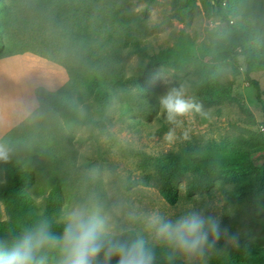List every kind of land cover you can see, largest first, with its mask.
<instances>
[{
    "label": "trees",
    "instance_id": "16d2710c",
    "mask_svg": "<svg viewBox=\"0 0 264 264\" xmlns=\"http://www.w3.org/2000/svg\"><path fill=\"white\" fill-rule=\"evenodd\" d=\"M119 1L120 4L117 0H0V60L33 53L64 67L69 77L65 86L55 92L38 87L35 93L39 108L6 136L24 128L36 117L42 119L55 111L71 126H93L101 130L117 110L122 122L133 117L147 121L154 115L150 110L153 112L156 108L148 83L160 70L190 69L193 74L190 87L197 98L229 100L235 82L221 79L219 68L226 63L237 66L243 58L245 76L262 96L259 82L251 75L256 68L264 70V52L258 49L264 42V0L247 1L249 15L255 22L246 20L237 25L230 23L232 11L225 0L213 1L212 17L218 25L217 32L228 35L227 42L208 46L182 30L172 46L160 50L146 39L140 22L127 11L125 0ZM196 6L197 0H172L171 16L185 22ZM16 23L29 27L27 32L37 26L39 33L35 35L40 47L25 48L18 41L17 33L11 32ZM11 44L18 47L9 51L7 47ZM124 52L136 59L134 68L129 66L133 69L131 73ZM82 86L85 92L76 101ZM81 106L85 107V113L80 110ZM93 111L97 113L94 116ZM47 157L37 150L29 165L12 153L6 160L0 159V200L9 217L0 220V240H11L40 218L52 221L55 231L61 230L65 214L74 206L67 179L60 171L65 166L63 159H58L60 156H54L56 168L50 184L46 186L42 182V174L53 164L50 163L52 156ZM139 157L141 170L154 173L161 196L171 206L181 199L179 182L182 179L188 178L185 197L191 199L196 193H211L216 180L223 176L258 169L259 184L240 187L235 195L240 204L249 202L255 208L254 227L244 232L238 245L223 238L217 245L225 255L219 264H264V168H257L255 161L258 157L264 159V149L252 150L239 141L236 145L212 141L204 145L189 143L178 153L159 156L144 153ZM60 166L63 168L59 170ZM128 234L138 235L135 230ZM154 250L156 264H191L178 254L169 259L170 250L163 246L156 245ZM58 260L56 253H47L45 264L58 263Z\"/></svg>",
    "mask_w": 264,
    "mask_h": 264
},
{
    "label": "rangeland",
    "instance_id": "374dc122",
    "mask_svg": "<svg viewBox=\"0 0 264 264\" xmlns=\"http://www.w3.org/2000/svg\"><path fill=\"white\" fill-rule=\"evenodd\" d=\"M213 1L197 0L194 12L185 22L172 18V0H125V3L127 11L140 22L146 39L156 50H160L172 46L182 30L195 37L198 43L208 46L227 42L228 35H219L217 32L218 25L212 17ZM247 1L225 0L232 11L229 19L232 25L246 20L255 22L249 15ZM28 28L16 23L11 32L17 33L18 41L24 43L25 48L40 47V41L35 35L39 33V28L34 26L27 32ZM262 43L263 46L259 44L258 49L264 52ZM17 47L11 44L7 50ZM123 55L127 58L126 65L131 73L133 69H129V66L134 68L136 59L128 57L126 52ZM245 69L243 58L239 59L237 66L226 63L219 68L221 79L235 82L229 100L204 101L197 98L190 87L189 80L193 78L190 69L184 72L160 70L148 83L151 96L156 100V108L153 112L150 110L154 115L147 121L133 117L122 122L117 110L110 115L111 120L106 123V128L101 130L93 126H71L59 111H55L42 119L36 117L9 136L0 137V145L6 148L8 154L12 153L26 165L31 163L37 150L52 156V166L41 176L46 186L50 184L56 168L54 156H60L58 159H63L65 166L64 169L60 166L59 170L62 169V177L67 179L68 194L73 206L87 204L101 209L102 214L110 213L111 223L116 229L135 230L138 235L146 236L144 218L152 212L159 211L167 218H176L190 210H197L216 217L236 240L231 241L227 236L222 238L238 245L244 232L254 227L256 212L249 202L240 204L235 195L240 187L259 184L258 169L223 176L216 180L211 193H196L191 199L185 197L188 178L182 179L179 182L181 199L177 205L171 206L161 196L160 184L154 173L141 170L142 158L139 155L178 153L189 143L204 145L212 141L228 145H236L239 141L252 150L264 149V70L256 68L251 75L261 86L260 97L246 78ZM180 87L184 88L186 98L201 106V112L193 111L182 117L181 125L176 127L175 140L169 142L164 139V135L175 126L166 121L159 98L171 88ZM84 90L85 86H82L75 97L76 101ZM80 110L85 113L84 106ZM95 114L93 111V116ZM80 138L85 141L80 142ZM255 161L257 168H264L263 158L258 157ZM2 178L6 181L4 174ZM46 188L48 191L49 187ZM8 218L5 205L0 200V220ZM224 258V253L216 245L203 258L187 261L191 264H219Z\"/></svg>",
    "mask_w": 264,
    "mask_h": 264
},
{
    "label": "clouds",
    "instance_id": "9594fccd",
    "mask_svg": "<svg viewBox=\"0 0 264 264\" xmlns=\"http://www.w3.org/2000/svg\"><path fill=\"white\" fill-rule=\"evenodd\" d=\"M169 128L164 139L176 138V127L181 118L191 112H201V106L186 98L183 87L171 88L159 98ZM8 152L0 145V159ZM110 213L79 204L68 211L60 231L53 229L52 221L38 219L33 225L11 240H0V264H45L47 253H56L58 264H156L154 246L170 250L189 262L203 258L214 249L222 237L235 241L221 222L211 215L190 210L176 218H167L154 211L144 218L145 235H130L131 230L116 229Z\"/></svg>",
    "mask_w": 264,
    "mask_h": 264
},
{
    "label": "crops",
    "instance_id": "0c3cea01",
    "mask_svg": "<svg viewBox=\"0 0 264 264\" xmlns=\"http://www.w3.org/2000/svg\"><path fill=\"white\" fill-rule=\"evenodd\" d=\"M66 69L33 53L0 60V137L25 122L38 108L36 89L65 86Z\"/></svg>",
    "mask_w": 264,
    "mask_h": 264
},
{
    "label": "built area",
    "instance_id": "2783aa9c",
    "mask_svg": "<svg viewBox=\"0 0 264 264\" xmlns=\"http://www.w3.org/2000/svg\"><path fill=\"white\" fill-rule=\"evenodd\" d=\"M232 22V21H231Z\"/></svg>",
    "mask_w": 264,
    "mask_h": 264
}]
</instances>
